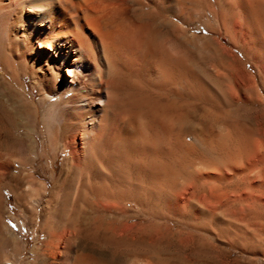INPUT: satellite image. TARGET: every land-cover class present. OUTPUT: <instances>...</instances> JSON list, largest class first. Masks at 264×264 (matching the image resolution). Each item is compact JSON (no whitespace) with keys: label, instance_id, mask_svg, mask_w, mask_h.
I'll return each instance as SVG.
<instances>
[{"label":"bare ground","instance_id":"obj_1","mask_svg":"<svg viewBox=\"0 0 264 264\" xmlns=\"http://www.w3.org/2000/svg\"><path fill=\"white\" fill-rule=\"evenodd\" d=\"M263 32L264 0H0L1 80L5 91L22 97L31 115L35 150L29 163L9 145L19 136V114H14L15 106L7 109L9 101L0 99V229L6 199L3 184L14 171L27 175V184L22 182L15 193L19 206L29 212L42 206L58 213L51 226L43 227L42 249L47 252L49 246L65 242L61 264H97L76 249L75 221L86 209L120 221L131 201L151 203L153 208L166 203L180 216L182 209L195 206L235 213L240 206L244 210L246 202L260 205L262 142L260 147L250 141V146L244 143L248 148H240L241 141H236L239 148L222 155L225 160L217 157L211 170L209 143L215 136L209 134L210 111L198 118L193 110L197 103L210 108V67L200 62L198 46H208L209 37H220L238 48L243 36L250 35L264 59ZM222 56L226 72L219 75L227 83L229 78L239 83L240 77L232 72L234 64L230 69L231 61ZM23 74L32 78L43 96L38 102L22 87ZM260 90L264 91L263 85ZM228 132L216 137L219 144ZM252 138L256 137L248 139ZM61 148L68 152L65 175L50 189L36 162L48 160L54 165ZM198 149L205 155L190 158ZM130 172L148 174L147 182ZM123 224L111 225V235ZM67 229L71 233L64 239ZM2 242L0 264H16L3 254Z\"/></svg>","mask_w":264,"mask_h":264},{"label":"rangeland","instance_id":"obj_2","mask_svg":"<svg viewBox=\"0 0 264 264\" xmlns=\"http://www.w3.org/2000/svg\"><path fill=\"white\" fill-rule=\"evenodd\" d=\"M262 37L264 38V32ZM245 38L243 36L240 42L241 44L239 43L238 48H231L227 45L225 40L220 37L216 40L209 37L210 46L203 45V47L198 46L197 48L198 52H200V62L202 65L210 67V108H204L202 105H198L197 103L194 105L193 110V114L198 118L203 114V112L210 111L209 126L211 127L209 128V134L212 133L211 135L215 136L213 139L214 142L211 140V142L215 145L209 143V151L211 152L209 154V161L211 162L209 164V169L212 165H216L214 162L217 157L219 158V156H221L220 159L224 158L225 160V157L230 152L239 148V146L240 148L243 146L244 148H248L251 144L250 141H252V144L253 141H255L254 144L258 142V145L262 142L263 146L260 147L262 145L261 144L259 147L264 153V142L262 141L264 139V91L260 90L262 85L264 86V59L261 52L258 51V46L252 41V37L250 35H245ZM222 53L226 55L229 62H232L229 63L230 69H232L231 66L234 64L232 72L234 71V75L236 74V76L240 77L241 80L239 83H236L229 78L228 83H230V85L225 82L226 80L222 77V75H219L225 74L226 72L223 71L225 70L223 66L226 64L222 61ZM233 60L235 61L233 62ZM1 71L2 66L0 65V99L4 102L9 101L7 109L12 110L11 108H14L15 106L16 110L13 112H15L14 114H19V117L16 115L18 123L17 127L20 129L19 136L17 139H10L9 145H13L17 155L22 160L26 162H29L30 160L31 162V158L35 157V150L32 148L34 139L31 133V115L28 113L27 109H25V104L21 99L22 97L19 98V96H13V94L9 91H5V86L1 80ZM260 75L261 78H259ZM218 76L221 77L217 78ZM8 79L10 80V78ZM21 82V85L26 92L30 95H34V100L36 99L35 101L38 102L43 98L34 86V82L29 75L23 74ZM226 85L228 88H226ZM229 86H231V88H229ZM255 87L257 88V91ZM236 89L238 90V93L236 92ZM241 89L248 90L245 91V94L243 93L244 96L242 95ZM228 90H231L232 92H228ZM251 91H253L252 94ZM225 92H228V96ZM248 92H250L251 96ZM222 93L224 95H220ZM220 96H223V99H225V97L228 99H225V101ZM252 96L254 99H249L250 101L247 100L248 97L251 98ZM215 97L217 101L214 99ZM256 98L259 100H256ZM228 100L229 102H227ZM11 102L13 105H9ZM23 116L26 120H24L25 118H23ZM223 117L226 119H223ZM216 118H220L218 119L219 121ZM230 122L233 124L235 123V125L241 130ZM230 124L231 127H229ZM259 124H261V127H259ZM232 125L234 127H232ZM243 125L245 126L243 129L248 132L246 134H248L249 137L256 138H252V140L248 139L249 137L247 138V136L243 134L245 133V131L241 128ZM256 127L259 131H257ZM224 128L228 129V136H230V138L227 139L228 136L226 134V141L223 139L225 138L224 135L221 139H223L224 142H228L230 139L231 140L229 142H231L233 139L231 142L232 144L229 142L227 143L228 145H225L226 143L224 142L219 144L216 140V137L222 136L223 130H225ZM214 130L215 132H213ZM241 131L243 133L240 134ZM251 132H256V135L258 132V135L256 136ZM214 133L218 134L214 135ZM225 133L226 132H224V134ZM250 133L252 136H250ZM242 136L247 138L248 141L247 139H245V141ZM37 138H39V135H37ZM261 138L263 139L261 140ZM236 141L238 144L241 141L240 143L242 145L240 144L238 146ZM223 143L225 147L223 146ZM244 143L249 144V146L246 145L245 147ZM217 144L220 145H218L219 149H217ZM211 145L212 147H216L212 148ZM220 147L224 148L221 149ZM224 150L226 151L223 152ZM62 151L63 148L60 149V154L54 165L52 162L49 163L48 160H41V162L37 160L36 162L39 172L44 173L48 177V187L50 189L57 184V180L61 177V175H65L63 171L65 169L64 161L66 156H68V152ZM196 151L190 155V158L198 159L202 157V154L205 155L204 151L203 153H200L201 149L200 151L199 149ZM193 154L195 156H193ZM197 166L198 168L200 167L199 165H196V167ZM28 169L30 170L31 167ZM211 170H213V168H211ZM54 174L57 178L52 177ZM129 174L131 176H142V181L144 183L147 182L148 174L146 173L136 174L135 172H130ZM10 176L11 177L6 179L7 181L5 180L3 184L6 189L5 207L3 206V210L1 209V217L3 218L4 224L3 228L1 227L0 229V242L4 241L1 243V250L4 248L2 250L3 254L8 260L15 261L16 264H61V260L64 257V255L61 254V251H63V249L65 250V242L62 243V241L60 245L55 244V246H49L51 248L48 247L47 252H43L42 249L43 242L46 240V230L44 232L43 227L46 223H50L51 226V222L56 220V215H58V213L42 206L29 212L22 206H19L15 193L19 192L18 190L21 188L20 185L22 186L25 183L27 184V175L23 171H14ZM40 180L46 181L45 178ZM22 182L23 184H21ZM259 197L258 203H260V205H253L251 202H246L243 206L244 210L242 209V211H240L239 208H242V206H240L238 208L239 211L235 212L237 214L232 213L234 212L232 210H226L228 211L226 212L225 210L217 207H212L211 210L207 207L209 210H203L198 208V206L195 208V206L192 208H184L186 213L185 211L182 212L184 210L182 209V211H180L182 218L177 214L178 211L173 210L171 213L172 209L168 210L169 207L164 205L166 203L162 204L161 202L155 205L156 207L158 206L157 209H155L156 207H151L154 206L151 203H146L147 208H145V204L137 205L131 201L130 204H128V209L126 210V217H122L120 221L117 219L115 220V218L100 211L95 210V212L93 209H86L83 211L84 213L81 212L79 214V218L77 217V221H75L77 223L76 230L78 229L75 233L76 249L79 254L95 258L97 264L98 262L99 264H264V193L260 192ZM162 208L164 211H162ZM212 210L215 212L214 214L211 212ZM208 211L211 214L208 213ZM173 212L175 213V216ZM176 214L178 216H176ZM207 214H209L210 217H208ZM238 214L240 216H238ZM190 216H194V218L191 219ZM203 216L206 217L204 218ZM214 218L216 220H214ZM118 222H122L124 224L119 229H116L118 233L116 231H112L113 233L111 235L110 231L113 230V224ZM106 227L107 229L110 228L108 232L107 229L105 230ZM69 230L70 229L66 230L64 239L69 237L71 233V230Z\"/></svg>","mask_w":264,"mask_h":264}]
</instances>
